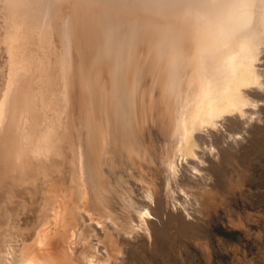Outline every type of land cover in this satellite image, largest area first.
Returning <instances> with one entry per match:
<instances>
[{
    "label": "bare ground",
    "instance_id": "6f19581e",
    "mask_svg": "<svg viewBox=\"0 0 264 264\" xmlns=\"http://www.w3.org/2000/svg\"><path fill=\"white\" fill-rule=\"evenodd\" d=\"M263 132L264 0H0V264H212Z\"/></svg>",
    "mask_w": 264,
    "mask_h": 264
},
{
    "label": "rangeland",
    "instance_id": "374dc122",
    "mask_svg": "<svg viewBox=\"0 0 264 264\" xmlns=\"http://www.w3.org/2000/svg\"><path fill=\"white\" fill-rule=\"evenodd\" d=\"M262 135L261 145L252 142L250 147L245 192L240 189L242 165L231 162L230 189L215 191V200L204 208L202 225L189 224L186 228L211 242L212 264H264V132ZM236 215L242 217L240 225L232 220ZM167 246L166 254L153 264H208L204 251L193 241L187 240L180 248L173 242Z\"/></svg>",
    "mask_w": 264,
    "mask_h": 264
}]
</instances>
